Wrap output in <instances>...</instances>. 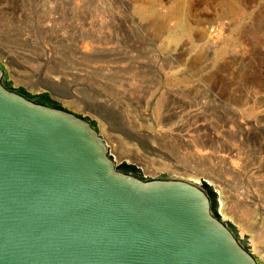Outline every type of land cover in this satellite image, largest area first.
<instances>
[{
  "label": "rangeland",
  "instance_id": "1",
  "mask_svg": "<svg viewBox=\"0 0 264 264\" xmlns=\"http://www.w3.org/2000/svg\"><path fill=\"white\" fill-rule=\"evenodd\" d=\"M0 64L12 88L63 82L118 167L205 180L264 264V0H0Z\"/></svg>",
  "mask_w": 264,
  "mask_h": 264
},
{
  "label": "water",
  "instance_id": "2",
  "mask_svg": "<svg viewBox=\"0 0 264 264\" xmlns=\"http://www.w3.org/2000/svg\"><path fill=\"white\" fill-rule=\"evenodd\" d=\"M3 74L0 264H261L205 183L123 171L90 116L51 99L56 82L28 93Z\"/></svg>",
  "mask_w": 264,
  "mask_h": 264
},
{
  "label": "bare ground",
  "instance_id": "3",
  "mask_svg": "<svg viewBox=\"0 0 264 264\" xmlns=\"http://www.w3.org/2000/svg\"><path fill=\"white\" fill-rule=\"evenodd\" d=\"M52 71V70H51ZM46 77V76H45ZM45 77H40L42 79H44ZM19 81V80H18ZM40 82V81H39ZM42 84H45L44 80L41 82ZM60 83H63V82H60ZM60 83H56L57 85L56 86H49V91H46L50 94L51 96V99L55 100L60 106H62L60 100H58L57 98H54L52 96V93L53 94H56L62 98H67V95L66 94V91H64V87L62 88L60 85ZM39 84V83H38ZM24 85V84H23ZM25 89V88H24ZM43 89V88H42ZM41 89V90H42ZM27 92V91H26ZM30 93V92H28ZM79 93V92H78ZM82 93V92H81ZM57 97V96H56ZM86 100V99H85ZM69 102V101H68ZM63 103V102H62ZM67 104V103H66ZM71 105V104H70ZM74 106V105H73ZM86 106V109L90 110L91 112H93L94 114H96L97 116L101 117L104 121L108 122L109 120L115 118L114 114H111L110 110L105 107V105H102V104H98V103H94V102H90L88 103L87 105L85 104ZM77 108V107H76ZM114 112V111H113ZM121 115V114H120ZM119 115V116H120ZM118 116V117H119ZM122 117V115H121ZM120 118V117H119ZM90 120L91 122L94 124V126L96 127L97 131H98V126L97 124L95 123V120L94 118H91L90 117ZM115 121V120H114ZM111 122V121H109ZM113 126V125H112ZM115 126V125H114ZM110 129H111V125L109 126ZM125 127V126H124ZM120 128V126H119ZM116 129V128H115ZM123 129V128H122ZM113 130V129H112ZM118 130V129H117ZM121 130V129H120ZM128 130V129H127ZM126 130V133H128ZM125 131V130H124ZM129 134V133H128ZM130 136H131V133H130ZM133 138V135L131 136ZM158 165V164H157ZM122 167H125V166H122ZM203 180V178H202ZM203 182H205V180H203ZM219 207V206H218Z\"/></svg>",
  "mask_w": 264,
  "mask_h": 264
},
{
  "label": "trees",
  "instance_id": "4",
  "mask_svg": "<svg viewBox=\"0 0 264 264\" xmlns=\"http://www.w3.org/2000/svg\"><path fill=\"white\" fill-rule=\"evenodd\" d=\"M120 169H122L123 171H126V172H129V171H131L132 169H133V167L132 166H125V167H119ZM135 172H137V171H135ZM207 190H208V192H209V195H210V197H211V201H214V195H213V193H212V191L210 190V188L207 186ZM213 203V206L215 207V204H214V202H212Z\"/></svg>",
  "mask_w": 264,
  "mask_h": 264
}]
</instances>
